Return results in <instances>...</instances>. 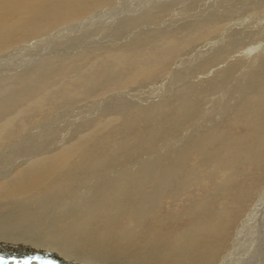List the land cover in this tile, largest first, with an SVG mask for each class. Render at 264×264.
I'll return each mask as SVG.
<instances>
[{"label": "bare ground", "instance_id": "bare-ground-1", "mask_svg": "<svg viewBox=\"0 0 264 264\" xmlns=\"http://www.w3.org/2000/svg\"><path fill=\"white\" fill-rule=\"evenodd\" d=\"M115 2L116 0H0V53L19 44H24L26 40L34 36L38 37L48 32L50 34L51 31L53 32L60 26L76 24L75 22L85 17L88 18L89 15ZM260 9H256L254 13L258 15V13L263 12L264 8ZM144 14L146 15V13ZM138 16L143 17V13L138 14ZM193 27H191L193 30L189 28L192 30L190 32L193 33L192 36L190 34L189 36L190 39L196 40L215 33H222L226 25L221 19H218L204 21L203 24L193 25ZM172 32L174 31L172 30ZM167 33L169 34L168 30ZM181 35L183 34L181 33ZM181 35L180 37L168 35L156 37L147 47L148 49L136 45L135 41L134 45L136 46L131 49L133 44L119 51L111 50L107 54L108 57L103 56L107 58L89 66L87 72L85 74L82 72L83 74L79 77L73 72L75 76L73 74L70 75L71 77L64 74L63 76L68 79L69 77L72 78V81L79 80L84 86L89 87L90 84L95 85L97 76L98 80L102 77L98 75L101 68L106 69L107 67L109 72L117 74L116 78L114 77L115 80H111V82L108 81L109 79L107 80L110 82L109 85L104 81L109 89L112 87L123 89L129 84L134 85L136 82L138 83L140 80L153 75L156 77V74H158L157 79H159L161 72L158 73L157 71H162V67L169 63L165 62L166 64L163 65L164 60L166 61L172 50V53L176 51L174 55H177L179 46H182L179 44L180 42L177 43ZM190 39L186 40L187 43L188 41H190L189 43L192 42ZM246 43L244 45H247ZM151 45L154 48H151ZM232 46L235 48L234 45ZM219 48L221 47L219 46ZM246 49L245 53L228 60L224 58L226 49L223 52L222 49H218L217 53L212 56L205 51V54L210 56L207 57L208 60H211L212 63L218 61L214 64L216 67L214 68L212 64L211 70H207L204 79L201 78L200 81L194 83L193 89H195L193 90L191 87L193 91L188 95L185 92L184 96H187L184 97L178 93L182 90H177L175 98L178 95H181L182 98L176 104L175 102L171 104L172 106L175 105L169 111L170 113L161 111L162 114L161 112L159 114L162 115L163 119L161 117L158 122L156 120L155 127L150 125L149 128L146 127V131L141 128L144 132L140 133L137 130V134L134 133L135 135H133L132 133L133 136H128L130 147L125 146V142L122 144V140L125 138L122 139L119 134L121 142L117 136L114 139L115 133H117L115 129L118 128L112 126L118 127L120 125L118 131L121 133V130L124 129L121 127V122L125 121L124 118L128 114H124V117L118 111L120 115L110 116L112 112L105 111L109 114L108 118L101 121L96 120V126L93 129L88 128L87 130L86 128L85 133L80 134L78 132L80 136L77 134L76 140L62 144H60L62 141L57 142L58 144L56 143L52 148L46 146L47 148H42L43 150H40L39 153H36L37 151L33 155L29 153L28 158L14 162L9 168L4 169L5 166H2L3 168L0 170V259H2L0 264H40L37 261H40L41 264H264V218L262 217L264 206H255L254 211L248 212L255 198L264 193V46L254 42L250 46L247 45ZM87 52L89 56L90 51ZM230 52L232 51L230 50ZM231 54L233 56L237 53ZM75 55L73 54L75 59L80 56L79 54L78 56ZM83 57L85 59L87 54H84ZM172 57L171 55L170 58ZM71 60L73 59L71 58ZM73 61L75 62V60ZM62 63L59 65L61 66ZM44 65L47 66L43 64V67H45ZM65 66L62 65L63 68L67 67ZM73 66L75 65L73 64ZM169 67L171 66L169 65ZM47 68L50 67L47 66ZM54 68L56 67L53 66L52 69ZM52 69L49 73L52 72ZM166 69L168 70V68ZM56 71L52 72V75ZM102 72L103 70L101 74ZM106 72V74H104L105 71L102 74L106 75V79L109 76L111 79L112 75L115 76L108 71ZM43 73L47 72L43 71ZM32 75L34 76V74ZM57 75H59L58 72ZM53 78L49 79L48 77L50 81ZM102 79L99 80L101 83H98L100 86L103 83ZM76 81L73 82L74 85L77 84ZM93 81L95 82L93 83ZM79 82L76 85L78 89L75 90L73 87L76 86L73 84L70 89L67 88L70 86L65 84V88L68 89L67 94L69 92L74 95L79 93L80 97L81 89L79 88L83 85ZM86 88H84L85 91ZM117 88L116 90H118ZM217 91L218 93L220 91L222 96L216 95L214 98L216 100L212 101L214 99H211L210 96ZM175 92L171 94L174 96ZM30 93L33 96L30 91L25 92L23 96L19 94V98L25 100L28 105L23 108L18 107L20 110L15 114L17 118L22 115L20 112L27 111L33 105V103L30 105V101L33 100L30 99ZM44 94L43 92L40 94L39 104L44 102ZM11 95L9 94V97ZM74 95L73 97H75ZM201 96L204 100L207 97L210 98L209 103L206 100V104L210 106H204L205 104L201 103L203 99L200 98ZM64 97L66 98L67 95ZM98 97L100 98L99 95ZM10 98L11 101L17 99L16 97ZM3 100L0 101V110L4 111L6 105L10 104L8 99V102L4 103ZM123 100L127 101V99ZM71 101L70 98V104ZM162 101L159 99V103ZM167 101L166 103L163 102L166 106L171 103V101L169 103ZM154 102L156 103V101L152 102L155 105ZM157 103L156 105H158ZM200 103L203 107L200 106ZM68 105L69 103L66 106ZM126 105H129V101ZM158 106H153V109L151 107V112L165 109V107ZM84 107L86 108V106ZM129 107L135 108L134 104L133 107L131 105ZM142 107L145 106L142 105ZM146 109L145 107L144 112ZM150 109L147 110L150 111ZM200 109H202L201 112ZM203 109H205L203 119L200 116L197 118L198 114L204 111ZM140 112H142L141 114L144 113L143 111ZM137 113L139 111L134 113L135 116ZM134 114L128 115L127 124L131 121H139L136 119L140 117L136 116V118ZM152 116L156 115L153 113ZM141 118L145 122L147 117L141 116ZM16 119L13 115L0 124V148H2L1 144L4 141L9 140L8 143H5L7 145L11 138L14 139L13 134H15L16 127L15 129L13 127ZM90 120L88 119V121ZM133 122L131 123L134 124ZM169 122L171 130H167V134L172 136L173 141L168 147L160 149L152 161L141 162L138 166L137 164H133L134 166L126 164L127 158L125 157H129V155L124 154L126 156L122 159L123 154L121 155L119 152L121 147L126 149L130 155L137 147L140 151L139 146L143 144H137L147 142L144 136L146 134L148 136L150 133L155 135V131L160 132L161 126L163 129ZM138 124L135 126L141 125ZM147 124L149 125V123ZM152 124H154L153 121ZM22 125L23 129H27L25 126L28 124L22 123ZM142 125L146 126L145 123ZM15 126L17 125L15 124ZM109 126L115 129L107 130L105 131L107 133L104 134V129L106 130ZM166 128L168 129V127ZM17 132H20V129ZM40 134L42 136V132ZM156 135L155 137H157ZM158 138L157 141L160 140ZM154 139L155 141L152 143L156 142V138ZM131 140H138L139 143L134 141L132 146H135L133 148ZM42 144L44 143L42 142ZM158 144L156 143V145ZM145 145L143 148H146L147 145ZM158 146H155L156 149ZM12 147L14 146L12 145ZM149 147L147 149L150 150ZM155 147L152 149L153 152L145 151L147 149L142 148L145 155L142 153L143 151L141 153L145 159L146 157L148 159L149 155L146 152H150L151 156L155 153ZM8 149L5 150L8 151ZM116 150L120 155H115ZM134 152L135 155L140 153ZM132 154L133 159L135 155L133 152ZM146 154L148 155L146 156ZM135 158L137 159V157ZM214 184L216 185L215 188L208 194V188ZM262 201L264 202V198ZM248 214L250 216L247 217ZM239 233H241L240 237L235 240L234 235Z\"/></svg>", "mask_w": 264, "mask_h": 264}, {"label": "rangeland", "instance_id": "rangeland-1", "mask_svg": "<svg viewBox=\"0 0 264 264\" xmlns=\"http://www.w3.org/2000/svg\"><path fill=\"white\" fill-rule=\"evenodd\" d=\"M261 4H263V5H261ZM141 7H143V8H141ZM263 8H264V0H116V2L114 4H112L110 6H106L102 10H99L98 12L91 14L92 16L89 15L88 18L85 17L84 19H81L80 21L75 22L76 24L71 23V24H68L69 26L68 25H63L64 27L60 26L59 28L54 29L53 32L51 31L50 34L48 32L45 35L43 34V35H40L38 37L34 36V37L30 38L29 40H26L24 42V44H19L20 46L17 45L16 46L17 48L14 46V47L8 49V51L6 50L4 52H1L0 53V88L1 89L3 88V89L2 90L0 89V101L4 99L2 102L4 103V102L9 101L8 103L10 105L7 104L6 105L7 107H5L4 111L0 110V124L4 123L8 118H10V116L13 117V115L16 119L17 116H15V114L18 110H20L19 108L27 107L26 106V105H28L27 102L25 100L24 101L21 100L19 98V96H20L19 94H21L23 96L25 94V92L30 91V92H32L33 96L30 93L31 97L30 96L29 97L31 100L33 99L35 102L33 100L30 101V105L32 103H33V105L30 106V108L27 109V111L25 110V111L20 112L22 115L18 116L19 118L14 120L15 124L17 125V126H15V124H14V127H13L14 129L16 127L15 134H13L14 139L11 138L9 144H7V145L5 143H8L9 140L8 141L6 140V142L4 141V143L1 144L2 148H0V151H3V152H0L1 153L0 154V170L4 166H5L4 169L9 168V166L12 165L14 162L28 158L29 153H30V155L31 154L33 155V153L35 151H37L36 153H39L40 150H43L42 148H47V147L52 148V146H54L57 142L60 143L62 141L60 143V144H62L64 142L76 140L77 139L76 137L78 135L80 136V134L82 132L85 133L88 130V128L93 129L97 124L96 120L101 121V120L107 119L109 116L108 113H111V112H112V115L110 114V116H113L114 114H116V115L122 114L124 116V114L130 115V114H134L135 112L139 111V113H137V115H136V116L140 117L139 119L134 114V116L137 118L136 120H139L141 122L140 123L138 121L139 124H141L139 127L135 126L136 124H138V122L135 120H134L135 122L130 120L134 124L136 123L135 125L132 124L130 121L129 122L131 123V125H129L130 124L129 122H128L129 124H127L126 119L129 117H128V115H127V117L124 116L125 121L121 122L124 125L123 126L121 124V127L124 128L121 130L122 136H121V133H119L120 131H118V130H120V125L118 127L116 125H112L113 127H116L118 129L112 128L111 126L106 128V130L104 129V134L107 133V132H105L107 130L110 131V129L111 130L115 129V131H117V133H115L114 139H116V136L119 138V136H118V134H119L120 137H122V139L125 138L122 140V144L125 142V146L127 145L128 147H130V142H129L130 136H133V135L137 134L138 132H140V133L144 132V130L141 128H144L146 131V127L149 128L150 125H151V127H153L158 122L159 118L162 117V115L159 114L161 111L162 112L167 111V113H170L169 111H171V108L182 98L181 95L184 96V94H186V93H187V95L189 93H191L195 89V88L193 89L194 83H196V81L197 82L200 81L201 78L204 79V77L206 76V73L208 72L207 70H209V69L211 70V68H212L210 66L212 64L214 66V64L216 62H218V61L214 60L215 62L212 63L211 60H208L207 57L209 55L212 56V55L216 54L217 53L216 51H218V49L219 50L222 49V52L226 49L224 52V58L228 60V59H233L234 56H237V55L239 56V54L241 55V54L245 53V51L247 50L246 49L247 45L250 46L254 42H255V44L257 42L261 43L264 46V9ZM256 9H260V10L263 9L262 10L263 12L258 13V15L260 14L258 16L257 13L256 14L254 13ZM153 10H154V12H153ZM251 11L254 14H252ZM140 13H143V17L138 16V14H140ZM144 13H146V15ZM146 16H147V19H146ZM151 16H153V17H151ZM218 19H221V21L224 22L226 25L225 29L222 30V33H215V34H212L206 38H200L201 40L196 39L198 41H196L194 39L195 42H194V40L190 39L191 37L189 36V34L191 36L193 34L190 32L193 30L192 28H194L193 25L199 26V25H201V23L203 24L204 21H212V20H218ZM66 28H68V29H66ZM169 28H171L174 32H172V30ZM189 28H191L192 30ZM167 30H168L169 34L168 33L166 34ZM147 31H148V33H147ZM151 31H153V32H151ZM175 31H177V32L175 33ZM160 32H162V33H160ZM164 32H165V34H163ZM177 33L178 34L180 33V34L178 35ZM181 33L185 36L181 35ZM102 34H103V36H102ZM164 35H168L171 37H173V36L174 37H176V36L180 37V35H181L180 39L177 38L180 40V41L178 40L177 43L180 42L179 44L182 46L180 47L178 45L181 50L179 48H178V50L176 49L178 51L177 55H174L176 53V51L174 49L175 52L172 53L173 52V50H172L171 54L168 57L170 60L168 61V58L166 59V61L164 60V62L162 63L163 65L166 64L167 62H169L168 64H166L167 66H164V67L168 68V70L165 68V70H166L165 71L164 67H162L163 68L162 71L158 70L157 71L158 73L161 72L163 74V75L161 73H160L161 75L159 74V79H157L158 74H156L157 73L156 72L155 73L156 77H155V75H153L152 76L153 78L152 77L145 78L143 80H140L138 83L136 82V84L133 83L134 85L129 84L127 87H124L123 89L116 87L118 89V90H116L115 87L114 88L112 87L111 89H113V90H111L108 88V86L106 84L109 85L111 80H115L117 74L115 75L111 71L109 72V69H107V67H106V69L105 68L102 69L103 68L102 67L101 70L98 72L99 74L98 73L97 74L99 75V77H100V75L102 77L104 76L103 79L101 77V78H99V80L100 79L103 80L102 82L104 83L105 87L103 86V83L101 86L98 85V83H99L98 76H97V81L96 80H95L96 82L93 81V83L95 82V85H98V86H95L92 84H90L91 86H89V87L86 85L84 86L82 83L79 82V80L78 81L75 80L77 83L76 85H78V82H79V84L83 85L82 87H84V88L87 87L86 91L84 90V88L82 89V87H80L79 88V89H81L80 90L81 91L80 97L78 95L79 93L77 94L78 96L76 94L74 95L71 92H69V94H67L68 89L65 88L66 87L65 84H68L70 86V87L67 86V88H69V89L72 88L73 86H76V85H74L75 83H73L75 81L74 80L72 81V78H70L71 77L70 75H72L73 73L74 74L76 73L77 77L81 76V74H83V73L85 74L87 72V69H89V66H91L92 64L94 65V63H96L97 61H101L104 58H107L109 56V55L107 56V54H109L111 52V50L112 51H117V50L119 51L121 49L127 48V46L130 47L132 44L133 45L130 47V49L136 45H140V47H144V48L146 47V49H148L147 47L150 46L153 39H155L156 37L159 38L160 36L164 37ZM151 37H153V38H151ZM144 38H146V39H144ZM237 38H239V39H237ZM138 39H139V41L141 40L140 44H139ZM188 39L192 40V42L189 43L190 41H188V43H187L186 40H188ZM132 41H133V43H132ZM182 41H184V42H182ZM185 41H186V43H185ZM134 42L136 43V45H134ZM245 43L247 45H244ZM232 45H234L235 48H233ZM219 46L221 48H219ZM228 46H229V48H227ZM206 47H207V49H206ZM223 47H226V48L224 49ZM151 48H154V47H152V45H151ZM208 48H210V49H208ZM213 48H214V51H212ZM237 48H239L240 51H238L239 49H237ZM241 48H242V50H241ZM85 49L87 51H90L89 56H88V52ZM227 49H229V50H227ZM98 50H100V51H98ZM209 50H210V52H209ZM230 50L232 52H230ZM82 51L84 52L83 54H82ZM205 51L208 52L207 54H209V55H206ZM78 52H80V53H78ZM92 53H94V54H92ZM104 53H105V55H104ZM229 53L230 54L231 53H237V54H235V55L233 54V56L231 54V57H229L230 56ZM73 54H76L75 56H78V54L79 55L82 54V55H80V56H82L81 57L82 59L78 58L80 56L76 57V59H75ZM84 54H87V57H85V59H83ZM69 55L73 60H75V62L73 60H71ZM171 55L173 56L172 58H170ZM227 55H228V57H227ZM60 56L61 57L64 56L62 58V60L66 59L63 61V63H62ZM103 56H107V57H103ZM202 57H204V58H202ZM59 60H60V63H62L61 66L59 65L60 63H58ZM206 60H207V62H204ZM69 62H70V64H69ZM196 63H197V65H196ZM206 63H208V64L206 65ZM43 64H46L48 67H50L49 68L50 70L45 65H44L45 67H43ZM73 64L75 66H73ZM62 65H63V67H64V65H66L67 67L65 66L66 68H63ZM169 65L171 67H169ZM53 66L56 68L52 69ZM68 66L71 68H69ZM72 67H73V69H72ZM215 67H216V65L214 66V68ZM46 68L48 69V71ZM59 68H61V70H59ZM51 69H52V72L57 70L55 72L56 75L55 74L52 75L53 74L52 72H50L51 74L49 73V71H51ZM33 70H35L36 72ZM41 70H43L44 72H47V73H43V71L41 72ZM62 70L64 72H61ZM73 70H75V71H73ZM102 70H103L102 74L104 73V71H105L104 74H106L107 73L106 71H108L109 73H111V75L114 74L115 76L112 75L111 76L112 79L110 78V76H109V78L107 77V79H106L105 78L106 75L101 74ZM76 71L78 73L79 72L80 73L78 74ZM27 72H29V73L26 75ZM38 72H40V73H38ZM57 72L60 76L57 75ZM60 72H61V74H60ZM67 72L69 74H65ZM32 74H34V76ZM63 74L66 75L67 77L70 76L69 79L67 77L65 78L63 76ZM74 74H73V76H75ZM36 75H39V76H36ZM51 75H52V77H51ZM48 77H49V79L53 78V77H55V78H53L50 81L48 79ZM77 77H75V78H77ZM73 79H74V77H73ZM67 80H70V81H67ZM107 80L110 82H108ZM20 81H23L24 83L20 82ZM104 81H106L107 83L105 84ZM28 83H30V84H28ZM100 83H101V81H100ZM72 84H73V86H72ZM139 84H141V85H139ZM5 85H8V86H5ZM87 85H89V84H87ZM79 86H81V85H79ZM92 87H94V89H92ZM191 87L193 90L191 89ZM76 88H77V86L73 87L74 90ZM6 89H8V90H6ZM99 89L100 90L102 89V90L100 91ZM3 90H4V92H3ZM83 90H84V92H82ZM91 90H93V91H91ZM177 90H179V91L182 90V92L183 91L184 92L182 94V92H178ZM42 92L45 93L43 95L44 96V102L42 104H39V100L41 99V97L39 98V96ZM92 92H94V93H92ZM173 92H175L174 96L172 95ZM177 92L179 94L181 93V95H178V97L175 98V95ZM83 93H85V94L83 95ZM87 93H88V95H87ZM97 93L100 96V98L99 97L97 98L98 95H95ZM9 94H12L14 96L11 97L12 96L11 95L10 96L11 98H10ZM15 94H16V96H15ZM70 94L71 95L73 94L75 97H73V95H72V97H73L72 98ZM66 95H67V97L65 98L64 96H66ZM68 95H70L69 97L73 101V102L71 101V104H70V98H68ZM187 95H185V96H187ZM216 95L222 96L221 92L219 91V93H218V91H217L216 93H213L210 96V98L214 99ZM95 96H96V98H94ZM112 96L117 97V98H114ZM8 97L10 99L16 97L19 100L16 99L15 101H11V100H9ZM34 97H36V98H34ZM77 97H79V98H77ZM86 97H88V99H86ZM203 97L205 98L204 95H203ZM203 97L201 96L200 98H203ZM104 98H106V99L104 100ZM112 98H114V99H112ZM204 98L202 99L201 103L205 104L204 106H210V105L206 104V100L208 101V100H210V98L207 97L206 100H204ZM7 99H8V101H7ZM81 99L82 100L83 99L88 100V101L84 102V100L82 101ZM123 99H127V101L123 100ZM159 99H160V101L163 100L162 102H160L161 104L159 103ZM167 99H168V101H167ZM226 99H227V97H226ZM203 100H204V102H203ZM215 100L216 99H214L212 101H215ZM95 101H96V103L93 104V102H95ZM122 101H124L123 103L125 105L128 104V101H129V105L125 106L122 103ZM153 101H156V103L158 102L157 103L158 105L160 104L158 106L154 102L156 106H158V107L161 106L163 108L165 107V109H163V110L159 109L160 111L159 110H153L154 111L153 113L156 116H152L153 113L151 112V109L156 107L152 103ZM164 101H165V103H166V101H167V103H169L171 101L170 105L167 104L169 107L166 106V104H163ZM64 102H66V103L64 104ZM174 102H175V104H173V106H172L171 104ZM68 103H69V105L66 106ZM143 103L146 105H144ZM201 103H200V106H202ZM207 103H209V101ZM37 104H39V105L37 106ZM105 104H107V105H105ZM133 104H134L135 108H130L129 106L131 105V107H133ZM139 104H142L147 109H150L152 107L150 109V111H148L147 109L145 110V112H146L145 115H148V116L151 115V117L144 115V113H145L144 108L145 107H142V105H139ZM83 105L86 106V108L87 107L88 108L86 109ZM40 106H42V107H40ZM148 106H149V108H148ZM136 107H138L137 108L138 110L136 109ZM41 108H43V109H41ZM112 108H113V110H112ZM198 108H200V107H198ZM131 109H132V111H131ZM203 110L204 111L202 113L198 114L197 118H199V116H200V118H202V116L205 115V109H203ZM49 111H51V112H49ZM61 111H62V113H61ZM105 111L106 112L109 111V112L106 113ZM113 111H114V113H113ZM118 111H120L121 113L119 112L120 113L119 114ZM140 111H143L144 113L141 114L142 112H140ZM201 111H202V109H200V112ZM162 112H161V114H162ZM52 113H54V114H52ZM92 114H93L94 118L92 117ZM159 115H160V117H159ZM87 116H88V118H86ZM99 116H100V118H99ZM141 116L147 117L146 118L147 120L144 118L145 122H144V120L142 121ZM102 117H103V119H102ZM49 118L52 120H50ZM91 118H93L94 121H92L93 119L90 120ZM148 118L149 119L154 118V119L149 120ZM88 119L91 122L88 121ZM162 119H163V117H162ZM156 120H157V122H156ZM127 121H128V119H127ZM152 121L154 124H152ZM142 122L145 123L146 126L145 125L143 126ZM22 123H26V125L28 124L27 126H25V128L27 127V129L22 128V126H23ZM147 123H149V125ZM80 124H81V126H80ZM88 124H89V126H88ZM167 124L168 125L164 126L165 129L163 127L164 130L162 129V126H161L160 132L155 131L156 133L158 132L157 135L155 133V135L157 137H155L154 133H153L154 136L151 135V133H150V135L153 137V139L149 134H148L149 137L146 134V136H144V137H146L145 139L147 140V142H144V143L140 142L139 143L138 140H137L138 142L135 140H131L132 141L131 146L135 142L139 143L137 145H141V144L145 145V143H146V145H147V146L145 145L146 148H143V145H141L142 147L139 146L140 151L138 150V147L135 148L136 150H134V151H138L140 153L143 151L142 153L144 155H145V151L149 150L147 148L151 144L155 143L154 145H151L152 147L153 146L157 147L160 144L161 147H160V145L158 146V148L160 147L159 149L158 148L156 149V147H155L156 151L154 150L155 153H153L152 156H151L150 152H146L150 156L148 154H146V156L148 155V159H147V157L145 159V156H143L142 153H141L142 155L140 153L138 155L137 154L135 155V152L132 151L135 155L132 159V156H133L132 152L130 155L127 153L126 149L121 147L120 148L121 150L119 149L120 150L119 152L121 155L123 154L122 155L123 157L121 156L122 159H124V156H126V155L127 156L129 155V157L131 158L130 159L129 157H125V158H127V160L126 161L123 160V161H125L126 164L128 163V165L137 164V166H138V164H140L141 162H145V161L147 162L148 160L152 161L154 158H156V155H158V151L164 147H168V145L173 141L172 136L167 134V130L168 131L171 130L170 122ZM78 126L81 127V129H79ZM82 126H83V128H82ZM125 126H127L128 129H126L127 127H125ZM131 126L133 127V129ZM151 127H150V129H151ZM166 127H168V129ZM18 128L20 129V132H17V131H19ZM86 128H87V130H86ZM148 128H147V130H149ZM82 129H84V130H82ZM140 129H141V131H140ZM137 130H138V132H137ZM41 132H42V136L40 134ZM78 132H80V134ZM125 133L127 134V136H125L126 135ZM132 133H133V135H132ZM159 133H160V136H158ZM163 133H164V135H163ZM184 133H186V131H184ZM37 136H39V137H37ZM161 136H162V138H161ZM15 137H17V138H15ZM147 137L148 138L151 137V139H148ZM158 137L160 138V140L157 141ZM168 137L170 138L169 140H168ZM154 138H156V142L152 143V141H155ZM120 139L121 138H119L118 140H120ZM134 139H136V138H134ZM161 139H163V140H161ZM118 140H116V141H118ZM149 140H150V142H149ZM42 142L45 145L42 144ZM120 142H121V140H120ZM127 142H128V144H127ZM11 143L14 147H12ZM156 143L157 144L159 143V144L156 145ZM148 144H150V145L148 146ZM162 144H164V146H162ZM29 145H30V147H29ZM18 146H20V147H18ZM134 146H132V147L134 148ZM151 146L149 147V148H151L149 151L153 152L152 149L154 147L152 148ZM7 147H10L9 148L10 150ZM11 147H12V149H11ZM142 148L144 150L145 149H147V150L144 151ZM5 149H8V151ZM12 150L14 151L13 152L14 155L11 152ZM127 150H128V148H127ZM116 151L117 152L115 153V155L118 156L119 152H118V150H116ZM129 151H131V150H129ZM10 153H12V154H10ZM17 153H18V155H17ZM124 154H126V155H124ZM1 155H2V157H1ZM20 156H21V158H20ZM135 157H137L138 160ZM143 159H145V160L143 161ZM135 160H137L136 161L137 163H135ZM215 186H216L215 184L210 186L208 188L209 190H207L208 191L207 193L209 194L215 188ZM263 198H264V193L262 195L260 194L259 196H257V198H255L256 201L254 200V202H252L253 204L250 207L252 209L249 208L248 212L254 211L255 206L256 207H260V205L264 206V202L262 201ZM258 204H259V206H258ZM259 211L261 212V210H259ZM263 211L264 210H262V212ZM260 212H258V213L261 214ZM248 216H250V215L248 214L247 217ZM262 217L264 218V213H263ZM240 235H241V233L234 235L235 240L238 239L240 237ZM1 260L2 259H0V261ZM37 262L41 264L40 261H37ZM28 264H30V263H28Z\"/></svg>", "mask_w": 264, "mask_h": 264}]
</instances>
